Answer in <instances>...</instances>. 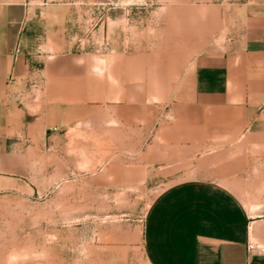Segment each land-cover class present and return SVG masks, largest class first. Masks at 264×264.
I'll use <instances>...</instances> for the list:
<instances>
[{
  "label": "crops",
  "instance_id": "crops-1",
  "mask_svg": "<svg viewBox=\"0 0 264 264\" xmlns=\"http://www.w3.org/2000/svg\"><path fill=\"white\" fill-rule=\"evenodd\" d=\"M75 5L0 0V192L26 189L23 150L43 147L47 129L58 146L66 128L90 117V102L105 98L104 74L92 88L70 53ZM209 6L210 40L164 91L157 129L152 104L149 131L163 148L177 142L220 166L151 199L142 225L146 264H264V0ZM236 151L241 162L230 157Z\"/></svg>",
  "mask_w": 264,
  "mask_h": 264
},
{
  "label": "rangeland",
  "instance_id": "rangeland-1",
  "mask_svg": "<svg viewBox=\"0 0 264 264\" xmlns=\"http://www.w3.org/2000/svg\"><path fill=\"white\" fill-rule=\"evenodd\" d=\"M75 2L70 53L92 88L104 74L105 98L90 102V117L66 128L58 146L47 129L43 147L21 150L27 187L0 192V264H146L142 225L151 199L220 166L150 135V107L157 118L164 91L210 40L209 5L218 0ZM230 157L242 161L239 151ZM234 168L242 185V165Z\"/></svg>",
  "mask_w": 264,
  "mask_h": 264
},
{
  "label": "built area",
  "instance_id": "built-area-1",
  "mask_svg": "<svg viewBox=\"0 0 264 264\" xmlns=\"http://www.w3.org/2000/svg\"><path fill=\"white\" fill-rule=\"evenodd\" d=\"M52 129H53V130H55L56 128H55V127H53Z\"/></svg>",
  "mask_w": 264,
  "mask_h": 264
}]
</instances>
